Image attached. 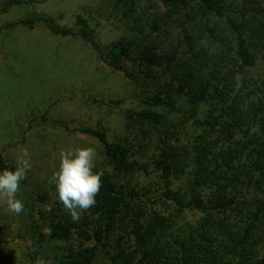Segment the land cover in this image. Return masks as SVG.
Segmentation results:
<instances>
[{"label": "trees", "instance_id": "trees-1", "mask_svg": "<svg viewBox=\"0 0 264 264\" xmlns=\"http://www.w3.org/2000/svg\"><path fill=\"white\" fill-rule=\"evenodd\" d=\"M105 1L127 27L111 43L82 12L73 26L33 11L0 28L1 36L43 24L56 38L83 40L140 91V106L122 114L143 133L110 141L72 130L102 148L95 206L76 222L55 186L35 193L21 182L25 208L12 238L29 245L30 264H264V0ZM35 3L5 0L0 13ZM38 125L70 131L46 113L27 131ZM5 169L15 166L0 153ZM38 204L47 206L42 225Z\"/></svg>", "mask_w": 264, "mask_h": 264}, {"label": "rangeland", "instance_id": "rangeland-1", "mask_svg": "<svg viewBox=\"0 0 264 264\" xmlns=\"http://www.w3.org/2000/svg\"><path fill=\"white\" fill-rule=\"evenodd\" d=\"M105 7V0H36L33 7L20 5L0 13V28L28 18L33 11L73 26L76 14L82 12L100 22L101 38L111 43L125 35L127 27ZM138 93L135 84L108 69L80 38H56L43 24L34 31L22 27L4 31L0 36V153L16 167L23 149H28L32 168L22 182L35 193L51 192L55 186L50 177L58 171L61 150L93 147L96 166L106 169L99 143L71 131L100 130L110 141H139L141 127H129L122 114L140 106ZM111 99L122 103L113 107L106 103ZM45 113L66 122L70 131L48 125L27 131L30 120ZM46 208L37 205L34 219L40 225L39 213ZM21 220V213H10L0 201V264H30L29 245L12 238Z\"/></svg>", "mask_w": 264, "mask_h": 264}, {"label": "clouds", "instance_id": "clouds-1", "mask_svg": "<svg viewBox=\"0 0 264 264\" xmlns=\"http://www.w3.org/2000/svg\"><path fill=\"white\" fill-rule=\"evenodd\" d=\"M96 158L97 151L93 147L61 150L58 171L50 177L59 202L73 221L78 222L82 213L95 206L96 196L102 188L103 172L94 171ZM31 168L30 153L25 148L14 171L5 169L0 172V201L4 202L10 213L18 215L24 211L25 203L17 198V193ZM35 264H45V261L37 258Z\"/></svg>", "mask_w": 264, "mask_h": 264}]
</instances>
